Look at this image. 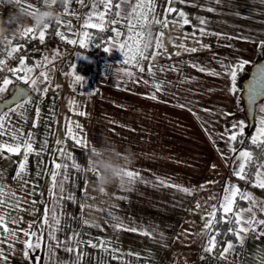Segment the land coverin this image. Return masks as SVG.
Masks as SVG:
<instances>
[{
    "label": "crops",
    "instance_id": "obj_1",
    "mask_svg": "<svg viewBox=\"0 0 264 264\" xmlns=\"http://www.w3.org/2000/svg\"><path fill=\"white\" fill-rule=\"evenodd\" d=\"M139 2L111 0V10L105 17L107 23L104 30L100 31L105 34L106 44L99 47L102 60L97 75L93 66L89 71L78 67L80 62H91L87 55L67 47H48L39 59L25 62L26 68L33 69L30 77L37 81L39 90L32 89L31 79L25 83L12 75L13 84H22L27 88L31 103L9 114L11 127L21 129L25 136L28 132L34 133V149L39 150L45 140L47 148L40 155L29 154L27 175L23 178L27 184L18 180L22 188L14 187V180L17 182L15 177L19 163L23 160V149L18 155L7 151L0 154V190L3 193L0 194V200L6 201L5 206L0 207V215L9 213L21 221L19 225L7 224L10 230L17 231L19 239L2 243L4 247L0 251L6 260L0 259V264H32L37 257V264H45L44 261L50 260L46 259L48 254L44 245L34 252L29 250V257H25L23 241L27 238L20 229H27L30 223L35 225L45 209L53 207L61 221V230L56 233L59 240H67L75 231L82 234L76 239L83 242H104L103 247L95 248L82 243L80 248L83 256L78 264H264V224L261 235H255L254 231L240 233L243 237L241 240L235 234L215 256L205 251L208 247L206 236L201 235L204 231V217L211 212L210 205L222 200L226 185H234L239 192L252 197L250 202L237 195L235 201L239 200V204L238 207L234 204V211H242L245 217L254 216L257 222L264 221V188L257 186L258 180L264 178V167H260L264 165V143H258L257 150L242 147L235 148L236 152L230 151L234 145L227 140L226 130L239 121H246L245 133L252 126L247 121L242 98L236 97L229 90L233 86L232 81L221 67V62L227 65L241 60L248 62L245 66L251 67L264 57V48L259 43L264 41V0H188L187 3L176 4L177 8L186 12L192 23L183 29H173L169 25L165 31L171 32L173 44L184 43L186 48H199L200 45L195 42L199 40L209 45L210 50L201 49L189 53L167 44L166 40L171 55L152 59L154 40L149 59L141 61L143 72L124 63V54L118 48L120 42L134 44L129 38L135 36V33L129 32L126 25L129 21L136 23L132 9ZM46 4L47 0L43 6ZM36 6L34 0V8H39ZM24 7L27 8L26 5ZM90 7V0H71L68 5L69 14L65 15L63 10L62 15V21L70 25V28L62 25V33L67 34L66 39L77 40L76 44H70L73 47L96 51L92 43L93 31L97 29L83 27ZM165 7L166 0H156V13L161 19ZM209 8L213 10L208 11ZM99 10H104L103 3ZM2 11L3 6L0 7V14ZM117 11L132 15L118 17ZM136 11L141 10L137 8ZM143 11L151 20L153 13L147 7ZM175 16L172 13L170 19ZM200 19H204L206 24L201 25ZM112 21L117 23L113 24ZM200 28H204L208 34L201 36ZM25 30L13 38L7 50L18 49L21 35H30ZM41 30L34 29L35 34ZM116 31L121 33L119 38L116 37ZM81 32H89L92 36L91 43L85 47L79 46ZM181 32L189 35L195 33V36L183 40L180 38ZM105 48L110 51L105 52ZM177 51L181 53L179 56L175 55ZM150 60L156 65L153 69L155 77L148 74ZM191 63H197L209 71L220 72L221 75L197 71L190 66ZM172 68L177 70L172 71ZM113 69L119 71L114 72ZM128 71L134 73L135 80L124 75ZM42 72L47 74V81L40 75ZM17 75L23 76L24 72ZM74 75H81L84 80L74 82ZM155 84L160 85V91H156ZM44 88L49 89L46 94ZM152 95L156 96L155 100L146 98ZM71 101L75 102L76 111L85 115L75 114L70 108ZM20 102L23 103V100ZM37 107L39 117L43 115V121L38 124ZM57 109L59 114L65 110L66 123L59 122V119L51 123V116L57 113ZM76 116L79 117L75 119ZM69 122L75 133L82 129L88 141V147L81 148L83 150L80 152H76L75 148L81 146L68 138L66 125ZM76 124L80 125L79 129L75 127ZM221 133L225 134L224 138H221ZM58 134L63 137L61 147H65L83 169L79 191L70 189L67 186L69 180L65 181L64 195L71 193L75 198L72 200L54 197L55 190L51 176L48 175L49 168L55 170L54 160L70 166L67 170L69 177H72V172H76L71 167L73 159L65 160L54 151ZM256 135L253 128L251 140ZM0 141L14 143L9 135L0 137ZM105 141L114 143L121 152L126 148L132 149L136 160L128 170L137 173L140 179L129 184L126 178L124 182L113 184L107 193H102L97 188L96 171L88 170V166L92 164L91 149ZM240 151H247L253 157L251 163L246 164L245 179H239L234 174L241 162L238 158ZM60 171L63 173L64 169ZM258 172L261 173L259 177ZM161 179L194 191L188 195L175 187L162 185L159 183ZM187 197L190 199L189 204H185ZM14 198L21 200L19 207L24 210L11 209ZM192 200L199 202L201 208L197 209L195 204V210L192 209ZM33 201L36 203L33 204ZM83 204L91 207L82 209ZM89 215L92 217L91 224L96 226L84 223ZM229 215L232 216L231 213ZM118 221L136 231L114 227ZM47 235L46 227V240ZM6 236L8 233L0 228V239ZM32 239L34 241L36 238ZM229 243L233 244V248L225 251ZM72 246L76 247L75 241ZM13 247L14 255L11 254ZM76 256L77 253L62 249L57 258L66 261L61 264H74Z\"/></svg>",
    "mask_w": 264,
    "mask_h": 264
},
{
    "label": "snow or ice",
    "instance_id": "obj_2",
    "mask_svg": "<svg viewBox=\"0 0 264 264\" xmlns=\"http://www.w3.org/2000/svg\"><path fill=\"white\" fill-rule=\"evenodd\" d=\"M188 0H166V7L164 8V14L163 19L160 18V16L156 13V0H140L139 3L135 5V7L132 9V13L136 16V23H132L129 21V23L126 25L127 30L129 32H134L135 36L130 37L129 39L134 41V44H127L126 42H120L118 44V48L121 52L124 54V63H127L130 65V67H135L139 71L143 72L144 67L141 63V61L145 59H149V52L150 49H141V41L144 39L145 30L146 28L151 29V31L148 33L149 37L155 40V50L151 52V57L154 59L156 56H170L171 53L166 46V40L167 44L173 45V47H176L178 49H181L183 51L189 52V53H196L200 51L201 49H209L210 46L201 43L199 40H196L195 42L200 45L199 48L197 47H190L186 48L184 43L179 44H173L174 37L171 35V32H166L169 28V25L171 24L173 26V29H183L185 25H190L192 21L189 19V16L186 14V12L182 9H179L176 7V4L178 3H187ZM103 3V11L99 10L100 4ZM26 5L29 9H34V0H23V6ZM90 10L86 13L85 19L83 21V27L89 28V29H97L99 31L104 30V25L107 23L105 17L108 12L111 10V0H90ZM46 6H51L49 4H46ZM193 6H196L193 4ZM38 7V5L36 6ZM117 8L120 7L119 4L116 5ZM148 8L149 11L153 13L152 19L148 20L147 15L144 13V9ZM140 9V12H137L136 9ZM213 9L209 8L208 11H212ZM132 13H122L120 11L116 12V16L118 17H127L132 15ZM172 13H175L176 16L174 18L170 19V16ZM64 14H69V8L68 6L64 9ZM57 23L62 24L63 26L69 27L70 25H67L66 22L58 21ZM113 24L117 23V21H112ZM199 23L201 25L206 24V21L204 19H200ZM49 27V26H48ZM41 30L39 32L38 38L40 42L43 44L46 30ZM109 31H112L113 29H108ZM26 33L30 34L32 39H36L37 36L35 34L34 29H26ZM200 35H206L204 28L199 29ZM57 35L60 36L61 40H65L68 44H76L77 40L72 39H66V33H57ZM81 36V39L79 40V46L85 47L86 44H90L92 40V36L89 32H81L79 34ZM214 35H220V34H214ZM121 36L120 31H116V37L119 38ZM195 33L189 35L184 32L180 33V38L183 40H187L190 38H194ZM228 39H231L232 37H227ZM261 47L264 48V41L259 42ZM126 49V50H125ZM18 49H12L7 50L8 54L11 55L13 51H17ZM105 52H109V48L104 49ZM58 54V53H57ZM181 53L180 51H177L175 55L179 56ZM248 63L246 61H237L236 63H229L227 65L223 64L221 62V67L223 68L224 74L231 79L232 81V88L229 90L235 94L237 89L235 87L236 80L238 73L242 71L245 67V64ZM4 61L0 60V65H3ZM191 67L195 68L197 71L206 72L209 75L219 76L221 75L220 72L216 71H209L206 67H202L197 63H191ZM156 67L155 64H153L150 60L149 67H148V74L155 77V71L153 70ZM161 70H164L161 68ZM172 71H176L177 69L172 68ZM13 74L15 75V78L17 80H23L25 83H28V81L31 79L30 73L33 71L32 68L25 67V61L22 59L20 61V67L17 69L11 70ZM19 72H24L23 76L17 75ZM75 72V69H73V74ZM41 76L44 77V80H48V76L46 73H40ZM72 75V74H70ZM124 75L129 77L130 79L135 80V75L133 72L128 71L125 72ZM259 79L256 83H254L249 92L247 93L248 102L251 105H256L258 100H260L262 97H264V67H261L258 72ZM84 79H81L80 75H74V82H81ZM12 80L5 77L2 78V84H0V104H3L7 106V111H5L2 115H0V137L9 135L11 140L14 143H9L7 141H0V154H2L3 151H7L12 154H20L21 149H23V160L19 163V170L16 174V179L23 181L25 184H27V181H24V176L27 175V160L29 154H35L40 155L46 148H47V140L43 141L41 143V147L39 150L34 149L33 145L35 143V134L32 132H28L25 136L24 132L21 129L13 128L11 127V116L10 113H16L18 109H22L25 107V105L31 103V96L30 94L26 93L24 89L16 88L13 92L11 88H9V85L12 84ZM147 83V81H145ZM32 89L39 90L37 88V81L35 79H31V85ZM154 87L156 88V91H160V85L155 84ZM49 91L48 88H44L43 92L46 94ZM5 92L9 93L10 99H4L3 94ZM149 99H156L155 95H152L150 97H146ZM243 99V97H242ZM23 100V103L20 101ZM15 105V107H13ZM183 107V106H182ZM70 108L75 112V114L78 115H85L83 112H77L74 101L70 102ZM22 115V113H19ZM195 115V113H193ZM36 115L39 117V108L36 109ZM228 115V114H226ZM199 119V117H197ZM248 119L252 120L253 123L249 126L255 127L257 135L252 138V142L254 144L256 143H264V120L259 121V124L257 125L255 123V111L254 109L249 112ZM246 121H239L237 123H234L232 125L231 129L226 130L227 132V140L231 142H236L238 140V136H243L246 128H245ZM36 124L33 123V127H35ZM75 127L77 129L80 128L79 124H76ZM66 130L68 133V138L72 139L76 145H80L81 148L88 147V141L85 137L77 135L73 131V127L71 126V122L66 125ZM82 132V129H81ZM221 138H224V133H221ZM63 144V137L58 134L57 140H56V148L55 153H59L60 157H63L65 160L67 159H73V163L71 165L72 168L77 169L78 171H82L83 169L79 164H77L74 160V158L71 156V153L66 150L65 147H61ZM230 151L236 152L237 150L235 148L230 147ZM238 158L240 159V163L238 165V170H234V174L239 179H245L246 173V164H250L253 157L252 154L247 151H240L238 153ZM70 166L67 163H58L54 160V168L55 170L49 168L48 169V175L51 176L52 180V187L55 190L53 192V195L56 199H75L71 193H69L67 196L64 195L65 193V181L69 179L68 175V168ZM260 167H264V165H261ZM64 169V172L61 173V169ZM88 170L96 171L93 169L92 164H89ZM258 177L261 176V173H257ZM124 176L127 178V181L129 184L137 181L140 179L137 173H134L133 171L126 170L124 172ZM57 177H60L58 180ZM159 183L166 187H175L179 191H183L188 195H191L194 190L183 188L182 186L175 185V184H169L165 180H160ZM259 187L264 188V178L258 180ZM58 192V195H57ZM0 194L2 193V190H0ZM237 195L240 196L242 199H246L250 202H252V197L248 196L246 193H241L234 185H226L224 188L223 198L221 201H218L215 205H210L211 212H208L206 216L204 217V231L201 233L202 236L208 237V247L205 248V251L211 252L215 246H216V236L220 235L219 232H216L213 234V229L215 225L219 222L224 223H232V217L235 219L236 229L234 230V234L237 235L238 239L243 240V237L240 235V233H247L250 231H255L258 224H264V221L257 222L255 221V217H245L242 211H234V204L235 199ZM85 199H87V193L85 192ZM33 204L36 203V201L32 202ZM6 204V201L0 200V207H4ZM21 200L14 198V203L10 205L11 209L13 210H24L20 208ZM83 207H91L90 205L83 204ZM197 209L201 208V204L198 202L196 205ZM222 210V215L220 218V221L217 220V213ZM229 213L232 214V217L229 216ZM8 216V220L5 221V216ZM92 217L89 215L88 219L84 220V223L86 225L90 226H96L91 224ZM21 221L14 216H11L9 213H5L0 215V228L3 229V232L8 233V236L4 237L3 239H0V244L4 243L6 240H12L13 242L18 241V233L16 230H10L7 226L8 223L19 225ZM61 221L60 217L57 214L56 208L53 207L52 209H45L43 216L40 218V221L33 225L32 223L29 224L27 229H20V232L23 233V236L27 239L23 241L25 244V251L24 255L25 257H29V250L35 251L36 249L40 248L43 244L46 248V251L48 253V258L51 260L55 256V249L61 248L64 251H67L69 253H77L76 256V262L74 264H78V261L83 256V251L80 248V245L82 243H87L89 247H103V241H98L97 243H93L91 240L83 242L81 240L76 239L77 236L82 235L81 233L73 232V235L71 237H68L67 240H59L56 233L61 230ZM244 225H247L245 227ZM47 227L48 235L47 240L44 239V231ZM114 227L126 230V231H136L135 228H126L122 222H117ZM37 229H39L40 234L37 235ZM230 231H232L230 229ZM144 235H147V233H141ZM33 237L36 239L33 241ZM75 241L76 247L72 246V242ZM11 247V244L9 245ZM233 248V244L229 243L228 248L225 249V251L231 250ZM0 259L6 260V257L2 251H0ZM39 260V257L36 258L35 261L32 262V264H37V261Z\"/></svg>",
    "mask_w": 264,
    "mask_h": 264
},
{
    "label": "clouds",
    "instance_id": "obj_3",
    "mask_svg": "<svg viewBox=\"0 0 264 264\" xmlns=\"http://www.w3.org/2000/svg\"><path fill=\"white\" fill-rule=\"evenodd\" d=\"M70 2L71 0H47V4L51 6L29 9L23 6V0H0V7L8 5L14 9L6 18L0 16V46H8L13 38L25 29L41 30L57 23ZM150 31V27L146 28L144 39L141 41L142 50L151 49L154 45V40L148 35ZM113 71L118 72L119 69ZM80 77L84 79L83 76ZM260 111L264 112V106ZM260 119L264 120V116ZM91 160L98 177L97 188L100 192L107 193L113 184L126 180L124 172L135 163L136 156L131 148L121 152L114 143L105 141L91 149Z\"/></svg>",
    "mask_w": 264,
    "mask_h": 264
},
{
    "label": "built area",
    "instance_id": "obj_4",
    "mask_svg": "<svg viewBox=\"0 0 264 264\" xmlns=\"http://www.w3.org/2000/svg\"><path fill=\"white\" fill-rule=\"evenodd\" d=\"M36 5L38 7H41L44 5L45 0H35ZM11 11H14V9L11 8V6L5 5L3 6V11L0 14L2 17H7ZM62 21V18L60 19ZM15 27V25H13ZM42 30H45L42 29ZM62 33V24L60 23H54L50 25L46 30V35L44 39V43L42 44L38 38L39 33L36 34L37 38L32 39L30 35H21L20 39V45L18 47L17 51H14L11 55L8 54L7 46H0V60L4 61L3 65H0L2 68V71L0 73V84H2V78H9L14 83L13 78V72L12 69H17L20 67V61L23 59L25 62L27 60L32 59H39L42 55V53L48 48V47H67L71 48L74 51H79L81 53H84L87 55L92 62L93 70L95 71V74L97 75L99 72V67L101 64L102 56L99 53V51H91V50H82L77 49L73 47L72 45L65 42V40H61L60 36L57 35V33ZM263 232V224H259L256 227V230L254 231V234L259 236Z\"/></svg>",
    "mask_w": 264,
    "mask_h": 264
},
{
    "label": "trees",
    "instance_id": "obj_5",
    "mask_svg": "<svg viewBox=\"0 0 264 264\" xmlns=\"http://www.w3.org/2000/svg\"><path fill=\"white\" fill-rule=\"evenodd\" d=\"M93 33H94V39H93L94 41H93L92 45H95L94 47H96V48H94V50L96 49L101 54V50H99V47L105 46V44H106L105 34L100 33V31H98V30L93 31ZM78 67L81 68L82 70L89 71L92 67V62H90V61L80 62L78 64ZM249 70H250V67L245 66L244 69L238 73L236 84H235V87L237 89V91L235 93L236 97H239V98L241 97L242 81L247 76ZM1 71H2V68L0 67V73H1ZM262 101H264V100H262ZM252 130H253V127H251V129L249 130L248 133H245L243 136H238V140L236 142H233L234 148L237 149V148L247 147V148H250L253 150L256 148V150H257L258 143L254 144L251 140ZM238 204H239V200H236L235 201V207H238ZM221 215H222V212L219 211L217 213V220L218 221H220ZM229 216L232 217L231 215H229ZM232 221H233L232 223L219 222L215 225V227L213 229V234H215L216 232H219L220 235L216 236L217 243H216L215 248L210 252V254H212L214 256L218 255L221 252L224 244L227 241H230L234 238V236H235L234 230L236 229L237 226H236L235 220L233 218H232ZM230 229L232 231H230ZM206 244L208 245V237L207 236H206Z\"/></svg>",
    "mask_w": 264,
    "mask_h": 264
},
{
    "label": "rangeland",
    "instance_id": "obj_6",
    "mask_svg": "<svg viewBox=\"0 0 264 264\" xmlns=\"http://www.w3.org/2000/svg\"><path fill=\"white\" fill-rule=\"evenodd\" d=\"M5 96H7V92H5L4 94H3V98H5ZM262 106H264V101H260V102H258L256 105H255V123L258 125L259 124V121H260V117L261 116H263V114H264V112H261L260 111V109H261V107ZM13 107H15V105H13ZM62 107H60V109H61ZM58 111H57V113H55V114H53L52 116H51V123H55V120L57 119H59V122H65L66 123V117H67V115H66V112H65V110H62V112H60V114H59V109H57ZM7 111V110H6ZM59 117V118H58ZM79 116H76V118L75 119H77ZM84 118L85 117H83L82 119L84 120ZM36 120H37V118H36ZM43 121V115H40V117L38 118V121H37V124L38 123H40V122H42ZM82 121V120H81ZM58 123V122H57ZM254 129H255V127H253ZM76 134L77 135H79V136H82V137H84V135H85V133L83 134V131L81 132H76ZM83 134V135H82ZM83 149H81V147H76L75 148V151L76 152H80V151H82ZM79 157V156H78ZM78 157H76V158H78ZM80 165V164H79ZM81 166V165H80ZM82 168V167H81ZM69 173H71V171L69 172ZM81 176H82V171H78L77 169H76V172H72V177H69V179H67V180H69L68 182H67V186L68 187H70V189H72L73 191H75V192H77V191H79L80 190V186H81ZM14 182H15V186L14 187H17V186H19L20 188H22L21 187V183H19V181L17 180V182L14 180ZM52 190H50V192H51ZM49 192V193H50ZM189 201H190V199H189V197H187V199H186V202H185V204L187 203V204H189ZM195 204H197V201L195 200H192V202H191V206L193 207L192 209H194L195 210V208H194V205ZM45 240H46V238H44ZM42 246H43V244H42ZM4 246L2 245V244H0V249L1 248H3ZM59 250H56L55 249V256H54V258L53 259H51V260H48L49 258H46L48 261H44L45 262V264H61V263H65L66 261H59L60 259H58L57 258V255L60 253V251H62V249H60V248H58ZM44 250H45V247H44ZM14 247H13V249H12V251H11V254L13 253V255L15 254L14 253ZM18 253V252H17ZM19 253H20V251H19ZM48 254V253H47ZM43 262V263H44ZM176 264H178V263H176Z\"/></svg>",
    "mask_w": 264,
    "mask_h": 264
},
{
    "label": "water",
    "instance_id": "obj_7",
    "mask_svg": "<svg viewBox=\"0 0 264 264\" xmlns=\"http://www.w3.org/2000/svg\"><path fill=\"white\" fill-rule=\"evenodd\" d=\"M261 67H264V57L257 60L250 67V70H249L247 76L242 81L241 98L243 97V99H242L243 106L245 109V114H246V118H247L249 125H251L253 123V121L248 119V115H249L250 111H252L253 109L255 110V105H251L248 102L247 93L249 92L251 86L258 81V79H259L258 72H259V69ZM9 88H11L13 92L15 91L16 88H21V89H24L26 91V93H28L27 88L22 84L16 83V84L11 85ZM4 99H10L9 93H8V96L5 97ZM262 100H264V97H262L260 100H258V102H260ZM5 108H7V106L0 104V114Z\"/></svg>",
    "mask_w": 264,
    "mask_h": 264
}]
</instances>
